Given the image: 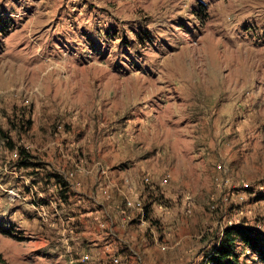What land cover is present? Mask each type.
<instances>
[{
  "label": "rangeland",
  "instance_id": "1",
  "mask_svg": "<svg viewBox=\"0 0 264 264\" xmlns=\"http://www.w3.org/2000/svg\"><path fill=\"white\" fill-rule=\"evenodd\" d=\"M233 225L264 264V0H0V264H211Z\"/></svg>",
  "mask_w": 264,
  "mask_h": 264
},
{
  "label": "trees",
  "instance_id": "2",
  "mask_svg": "<svg viewBox=\"0 0 264 264\" xmlns=\"http://www.w3.org/2000/svg\"><path fill=\"white\" fill-rule=\"evenodd\" d=\"M22 152L23 149L21 150V153ZM54 177L58 184H63L61 180L62 178L60 176L55 175ZM3 231L7 232L6 230ZM239 238L245 239L248 241V243H250V239H252L243 233L238 226L233 225L226 227L223 231V237L219 243V246L214 250L211 264H242L235 250L236 242ZM261 255L262 261L264 262V250H262Z\"/></svg>",
  "mask_w": 264,
  "mask_h": 264
},
{
  "label": "built area",
  "instance_id": "3",
  "mask_svg": "<svg viewBox=\"0 0 264 264\" xmlns=\"http://www.w3.org/2000/svg\"><path fill=\"white\" fill-rule=\"evenodd\" d=\"M150 181H151L150 177L147 176L145 178V182L149 183ZM163 182L165 183V182H167V180L165 179ZM114 261H115V263H119V259L118 258H115Z\"/></svg>",
  "mask_w": 264,
  "mask_h": 264
},
{
  "label": "crops",
  "instance_id": "4",
  "mask_svg": "<svg viewBox=\"0 0 264 264\" xmlns=\"http://www.w3.org/2000/svg\"><path fill=\"white\" fill-rule=\"evenodd\" d=\"M93 214H94V218H97V217L99 216V214H98V210H94ZM96 237H97V236H96ZM121 240H122V238H121ZM111 242H112V239H111V240H108V241L106 242V244H107V243H111Z\"/></svg>",
  "mask_w": 264,
  "mask_h": 264
}]
</instances>
